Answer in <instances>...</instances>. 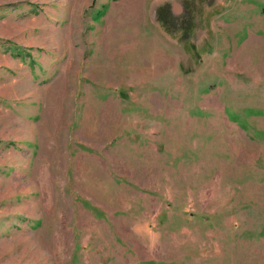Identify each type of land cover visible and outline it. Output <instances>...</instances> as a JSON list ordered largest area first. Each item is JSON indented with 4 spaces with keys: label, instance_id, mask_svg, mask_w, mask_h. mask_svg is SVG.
<instances>
[{
    "label": "rangeland",
    "instance_id": "rangeland-1",
    "mask_svg": "<svg viewBox=\"0 0 264 264\" xmlns=\"http://www.w3.org/2000/svg\"><path fill=\"white\" fill-rule=\"evenodd\" d=\"M0 264H264V0H0Z\"/></svg>",
    "mask_w": 264,
    "mask_h": 264
},
{
    "label": "crops",
    "instance_id": "crops-1",
    "mask_svg": "<svg viewBox=\"0 0 264 264\" xmlns=\"http://www.w3.org/2000/svg\"><path fill=\"white\" fill-rule=\"evenodd\" d=\"M27 114H29V113L27 112Z\"/></svg>",
    "mask_w": 264,
    "mask_h": 264
}]
</instances>
